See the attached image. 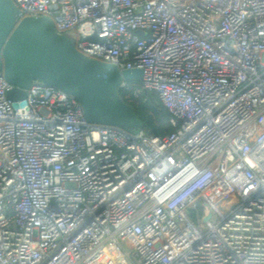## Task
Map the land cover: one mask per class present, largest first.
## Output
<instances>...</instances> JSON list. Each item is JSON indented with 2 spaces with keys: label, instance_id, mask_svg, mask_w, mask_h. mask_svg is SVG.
Segmentation results:
<instances>
[{
  "label": "built area",
  "instance_id": "2783aa9c",
  "mask_svg": "<svg viewBox=\"0 0 264 264\" xmlns=\"http://www.w3.org/2000/svg\"><path fill=\"white\" fill-rule=\"evenodd\" d=\"M12 2L141 70L173 132L91 124L39 82L13 108L0 74V264H264V0Z\"/></svg>",
  "mask_w": 264,
  "mask_h": 264
},
{
  "label": "water",
  "instance_id": "95a60500",
  "mask_svg": "<svg viewBox=\"0 0 264 264\" xmlns=\"http://www.w3.org/2000/svg\"><path fill=\"white\" fill-rule=\"evenodd\" d=\"M0 74L13 86L7 93L13 108L24 106L26 91L39 82L76 100L91 124L141 130L118 87L121 82L141 81L143 72H119L113 65L86 57L73 41L55 32L49 19L22 17L12 0H0Z\"/></svg>",
  "mask_w": 264,
  "mask_h": 264
},
{
  "label": "trees",
  "instance_id": "16d2710c",
  "mask_svg": "<svg viewBox=\"0 0 264 264\" xmlns=\"http://www.w3.org/2000/svg\"><path fill=\"white\" fill-rule=\"evenodd\" d=\"M129 85L130 90L118 89V95L133 109L141 123V131L153 137L171 134L173 129L169 125L170 115L162 106L158 95L154 92H141L135 97L132 88H137L140 83L130 82Z\"/></svg>",
  "mask_w": 264,
  "mask_h": 264
},
{
  "label": "rangeland",
  "instance_id": "374dc122",
  "mask_svg": "<svg viewBox=\"0 0 264 264\" xmlns=\"http://www.w3.org/2000/svg\"><path fill=\"white\" fill-rule=\"evenodd\" d=\"M62 35H64L65 37H67L69 40H71V41H73V43H74V37L72 36V34L70 33V32H65L64 34H62ZM123 246L125 247V248H130L127 244H123Z\"/></svg>",
  "mask_w": 264,
  "mask_h": 264
},
{
  "label": "bare ground",
  "instance_id": "6f19581e",
  "mask_svg": "<svg viewBox=\"0 0 264 264\" xmlns=\"http://www.w3.org/2000/svg\"><path fill=\"white\" fill-rule=\"evenodd\" d=\"M105 258V255L101 256L100 260H103ZM107 263V260L105 262V264Z\"/></svg>",
  "mask_w": 264,
  "mask_h": 264
}]
</instances>
